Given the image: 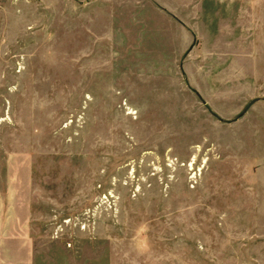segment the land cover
Wrapping results in <instances>:
<instances>
[{"label": "rangeland", "instance_id": "obj_1", "mask_svg": "<svg viewBox=\"0 0 264 264\" xmlns=\"http://www.w3.org/2000/svg\"><path fill=\"white\" fill-rule=\"evenodd\" d=\"M111 9L40 7L7 56L0 264H264V119L219 116L241 99V30L264 62V6Z\"/></svg>", "mask_w": 264, "mask_h": 264}, {"label": "crops", "instance_id": "obj_2", "mask_svg": "<svg viewBox=\"0 0 264 264\" xmlns=\"http://www.w3.org/2000/svg\"><path fill=\"white\" fill-rule=\"evenodd\" d=\"M233 1L236 5L241 7L264 6V0ZM187 2L188 0H0V86L5 83L4 77L6 69L4 68V64L7 62V56L23 54L29 47V45H27L28 42L26 41V43H24V40H31L37 34L40 7L50 8L56 6L75 5H78L80 8L91 7L92 18L96 17V20H99V18L112 17L111 8H124L131 6L178 7L179 5H183ZM243 17L244 16H240L242 20L241 23H244ZM250 19L251 23L255 22V18L253 16H250ZM245 29L247 30H241V37L238 39L239 44L237 45V52L240 56V61L235 64L234 68V77L238 83L235 87V93L239 94L241 99L237 101L238 107H234L233 110L229 109L227 111H223V113L219 112L221 120L222 118H230L232 114H236L238 111L240 114L244 113L243 106L247 102L251 103L252 109L255 108L254 111L256 112V116H254V118L256 120L264 119V62L260 63L258 61L257 56L259 54V50L256 45L258 41H256L253 37L254 34L257 33V28L255 29V26L251 25L249 28ZM243 31L245 32L244 34ZM249 32L250 37H248ZM192 52H194V50ZM219 69L225 70L226 68L223 66ZM224 80H226V78ZM220 82H222V79H220ZM190 84L194 90L197 91V96L200 99H203V102L206 105L216 111V108H214L211 103L212 100H216L212 94H218L216 96L222 98L221 91L210 94L206 80L201 83L195 79V75H193L192 83ZM212 86L213 85H211V87ZM215 87H220V85L216 83ZM24 245L31 246V255L34 259V240L31 239L30 244L26 243Z\"/></svg>", "mask_w": 264, "mask_h": 264}]
</instances>
